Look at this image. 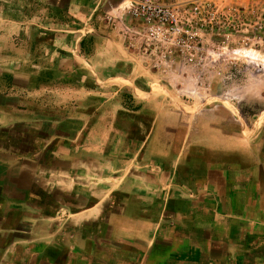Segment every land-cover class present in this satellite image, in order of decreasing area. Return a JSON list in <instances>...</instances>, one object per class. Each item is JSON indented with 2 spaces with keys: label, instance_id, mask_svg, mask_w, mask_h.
<instances>
[{
  "label": "crops",
  "instance_id": "crops-1",
  "mask_svg": "<svg viewBox=\"0 0 264 264\" xmlns=\"http://www.w3.org/2000/svg\"><path fill=\"white\" fill-rule=\"evenodd\" d=\"M125 1L0 0V264H264V111L159 101Z\"/></svg>",
  "mask_w": 264,
  "mask_h": 264
},
{
  "label": "rangeland",
  "instance_id": "rangeland-1",
  "mask_svg": "<svg viewBox=\"0 0 264 264\" xmlns=\"http://www.w3.org/2000/svg\"><path fill=\"white\" fill-rule=\"evenodd\" d=\"M159 1L174 5L181 15L194 6L216 15L214 19L207 18L209 14L202 15V19L213 21L214 25V30L207 34L198 32L202 37L200 41L209 50L195 55L197 59L201 56L206 58L204 62L189 66L184 64L185 53L181 47L151 42L144 34L135 32L139 27L128 12L132 0L125 1L122 20L120 13L114 14L117 20L114 28L128 47L145 59L148 74L160 73L159 81H155L152 86V90L159 95L158 100L170 107L190 112L216 106L227 107L241 121L254 118L264 111V0ZM104 19L109 23L111 18L104 14ZM232 20L238 26L235 32L229 29ZM219 27L222 29L217 30ZM170 60L172 63L168 65ZM155 61H159V64L154 65ZM61 82L51 79L45 83L48 85L47 90L52 91L45 95L48 101H70L66 93L67 87L71 85ZM112 83L114 85L111 86ZM98 84L102 90L118 89L117 85H120L118 82Z\"/></svg>",
  "mask_w": 264,
  "mask_h": 264
},
{
  "label": "built area",
  "instance_id": "built-area-1",
  "mask_svg": "<svg viewBox=\"0 0 264 264\" xmlns=\"http://www.w3.org/2000/svg\"><path fill=\"white\" fill-rule=\"evenodd\" d=\"M128 12L136 21V26L139 27L135 31L137 34H144L151 42L169 43L174 47H181L185 53L184 64L196 66L206 60L203 56L200 59L196 57L206 51L204 43L200 41L202 37L198 35V32L207 34L214 30L213 21L202 19V15L209 14L207 18L214 19L213 16L216 13L214 15L209 10L203 12L199 6H194L181 15L174 5H167L159 0H132ZM238 18L240 19V17ZM199 23H201L200 27H198ZM231 24L232 27L229 29L232 32L237 31L238 26L234 20L231 21ZM220 29L222 28H217V30ZM131 46L134 47V45ZM158 62L155 61L154 65H158ZM171 63L172 60L167 62L168 65Z\"/></svg>",
  "mask_w": 264,
  "mask_h": 264
}]
</instances>
